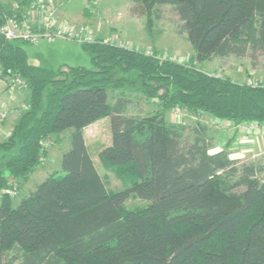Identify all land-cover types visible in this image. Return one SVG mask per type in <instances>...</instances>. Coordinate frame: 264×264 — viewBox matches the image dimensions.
<instances>
[{"label": "trees", "instance_id": "trees-1", "mask_svg": "<svg viewBox=\"0 0 264 264\" xmlns=\"http://www.w3.org/2000/svg\"><path fill=\"white\" fill-rule=\"evenodd\" d=\"M132 2L148 25L170 7L199 62L264 54V0ZM21 13L0 10V25ZM84 44L90 68L33 65L17 42L6 41L0 52V78L20 79L29 90V109L0 143V264H264V165L211 153L206 127L165 120L184 108L261 126L264 87L111 41ZM132 87L157 102L154 116L129 115L124 95L111 102L110 91ZM105 119L111 145L100 164L129 182L117 192L108 190L85 139V130ZM64 134L70 149L60 171L14 202L9 178L27 182L42 165L45 143L62 142ZM131 198L148 205L128 210Z\"/></svg>", "mask_w": 264, "mask_h": 264}, {"label": "rangeland", "instance_id": "rangeland-1", "mask_svg": "<svg viewBox=\"0 0 264 264\" xmlns=\"http://www.w3.org/2000/svg\"><path fill=\"white\" fill-rule=\"evenodd\" d=\"M74 2L80 6L82 0H74ZM90 3V9L86 13L90 17H87L85 12L80 10V15H75L74 17L78 21H71L68 25L76 29L82 27L87 28L93 37V41L98 38L104 39L114 44L158 56L162 59L193 66L199 71L215 77L228 78L242 85L247 84L264 87V54H259L253 61L248 56L243 59L236 57L227 59L215 58L208 62H199L191 45L186 41L184 36L179 34L180 27L178 19L170 7L163 8L162 20H154V22L148 25V18L145 15L134 12L132 9L133 4L129 5L128 0H90ZM129 17H134V19L131 20ZM92 19L95 21L94 25L92 24ZM61 23L63 24V21H60L58 26H61ZM72 42L73 44L70 46L73 49L66 50L62 55L57 57V60L52 61L59 62L54 68L60 67L61 64L72 67H91V55L82 49V45L79 44L84 43V41ZM29 48L31 52L35 51L31 46ZM47 54L49 59H52L51 55H49L50 53L47 52ZM7 86L1 87L2 93L7 89ZM19 88L23 90L19 92L21 96L24 97L27 93L29 94L28 88L24 86ZM19 93L16 94L19 96ZM122 95L132 101L127 111L131 116L147 118L154 116L159 111L157 102L143 97L138 93L136 87H132L129 91L125 92L110 91L111 102L114 103ZM165 120L171 125H182L200 129L206 127V138L213 141L211 153L226 150L232 159L264 165V147L257 153V146H248L246 142H239L238 144L237 141V135L240 133L239 130L242 133H247L246 136L249 137L248 133L259 129L255 125L234 126L230 123L221 122L207 114L200 112L193 113L184 108H175L168 112ZM189 134L190 132L187 131L186 135ZM62 136V142H56L55 139H51L45 143L44 149L46 156L43 159L41 167L35 174L30 176L29 182H19L9 178L11 184L10 191L13 193L11 196L14 202H19L21 198L33 192L39 184L44 182L47 176L60 171L63 154L70 149L68 134ZM85 139L90 155L104 178L108 190L117 192L128 187L129 182L122 172L105 171L100 164L99 154L103 149L111 145L109 119L102 120L87 128L85 131ZM234 143L237 144V150L233 152L229 148ZM147 205L148 203L146 201L131 198L125 203V208L128 210H138L143 209Z\"/></svg>", "mask_w": 264, "mask_h": 264}, {"label": "crops", "instance_id": "crops-1", "mask_svg": "<svg viewBox=\"0 0 264 264\" xmlns=\"http://www.w3.org/2000/svg\"><path fill=\"white\" fill-rule=\"evenodd\" d=\"M32 1H35V0H32ZM42 1L49 2L54 7V9L56 11V16H57V23H59L60 21H63V24L64 23L68 24L71 21H78L74 18L75 15H80V13H79L80 10L85 12V14L88 13L87 10L90 9V4H91L90 0H84V1L82 0V2L80 3V6H78V4L74 2V0H42ZM128 1H129V3H128L129 5L133 4L132 0H128ZM78 7H80V8H78ZM2 9L4 11L10 10V9L11 10L13 9L15 11H19V9H21L22 10V13H21L22 16L23 15L27 16L30 14V11L28 10V3H27V6L22 9V8H20L19 0H1L0 1V10H2ZM82 11H81V13H82ZM75 12H76V14H75ZM35 13L36 12H34V14ZM35 15H37V13ZM87 17H90V16L87 15ZM38 19L39 18H37V20ZM130 19L133 20L134 17H132ZM37 20L34 21L35 26L38 25ZM95 21H96V19H95ZM95 21L92 19L93 25H94ZM127 22H129V21H127ZM102 40H104V39H102ZM76 43H79V42H76ZM84 43H79V44L82 45V49H84L86 52H88ZM17 44L26 50V52L28 54L29 62L31 64L36 65V66H40V67H48V68H54L55 65L59 64V62H52V61L57 60V57L59 55H62L68 49H73V47H71L72 46L71 44H73V42L72 41H66L63 39H56L52 43H49L46 39H42L38 45H29V44L21 43V42H17ZM30 46L35 51L31 52L30 48L28 49V47H30ZM47 52L50 53L49 55H51L52 59H49ZM52 63H54V64H52ZM61 66L72 67L69 65H62V64H61ZM15 79L16 78H14V77L0 78V115L3 113L6 114V118L3 121L1 128H0V136H1L0 137V143H3L7 140L8 136L11 134V132H12L14 126L16 125V123L18 122L19 118L25 112V110H27V108L29 107L28 106L29 94L27 93L26 95H24V97L21 96V93H19V92H21L23 90L19 88V87H21V85H19L18 83H15V82L13 83V80H15ZM16 84H18V85H16ZM3 86H7L6 87L7 89L4 90L2 93L1 87H3ZM15 92L19 93V96ZM14 93H15V95H14ZM263 126L264 125H261V126L257 125L256 128H259V129H256V130L248 133L249 137L246 136L247 133H242L239 130L240 133L237 135L238 136L237 137L238 144H239V142H243V143L246 142L248 146H252V147L257 146V148H258L257 149L258 151L256 150L257 153L259 151H261V148L264 147V127ZM247 145H246V147H247ZM260 145H262V146L260 147ZM236 146H237V144L234 143V144H232V146H230L229 149H231V151L234 152L237 150ZM250 151H252V150H250ZM253 158H255V157H253ZM29 181H30V179H29Z\"/></svg>", "mask_w": 264, "mask_h": 264}, {"label": "built area", "instance_id": "built-area-1", "mask_svg": "<svg viewBox=\"0 0 264 264\" xmlns=\"http://www.w3.org/2000/svg\"><path fill=\"white\" fill-rule=\"evenodd\" d=\"M24 1L28 3L30 14L20 18L5 16L3 23L0 25V34L5 37L7 42H24L29 45H38L42 39H46L49 43L54 42L56 39L93 41V37L87 28L76 29L65 23L58 26L56 11L49 2L42 0ZM37 18L39 19L37 20ZM36 20L38 21L37 26L34 25ZM14 82L27 88V84L20 79H15ZM5 118L6 114L3 113L0 117V128ZM255 126L257 127V125Z\"/></svg>", "mask_w": 264, "mask_h": 264}, {"label": "water", "instance_id": "water-1", "mask_svg": "<svg viewBox=\"0 0 264 264\" xmlns=\"http://www.w3.org/2000/svg\"><path fill=\"white\" fill-rule=\"evenodd\" d=\"M5 42H6L5 37L2 34H0V52H1Z\"/></svg>", "mask_w": 264, "mask_h": 264}]
</instances>
